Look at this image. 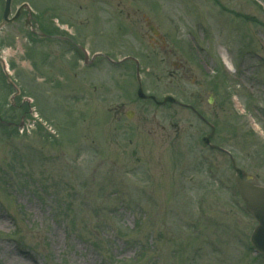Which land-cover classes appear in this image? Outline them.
<instances>
[{
  "label": "rangeland",
  "instance_id": "1",
  "mask_svg": "<svg viewBox=\"0 0 264 264\" xmlns=\"http://www.w3.org/2000/svg\"><path fill=\"white\" fill-rule=\"evenodd\" d=\"M22 1L104 56L84 66L23 21L1 33L21 93L12 106L0 65V264L5 247L25 264H264L229 158L201 143L207 123L139 99L135 66L114 65L138 57L145 93L192 105L264 185V0Z\"/></svg>",
  "mask_w": 264,
  "mask_h": 264
},
{
  "label": "water",
  "instance_id": "2",
  "mask_svg": "<svg viewBox=\"0 0 264 264\" xmlns=\"http://www.w3.org/2000/svg\"><path fill=\"white\" fill-rule=\"evenodd\" d=\"M11 2L12 0H7L6 2L7 7L3 16L4 23L10 22L7 20V18L10 13ZM151 30L153 32L156 31L155 28L153 27L151 28ZM138 94L140 97H145L141 85ZM153 98L155 99V97ZM166 102L176 103L177 100L171 96H167L165 100L160 104H165ZM214 131L215 128L213 127L212 133H210L209 135L203 138V142L205 144L211 143V138L214 135ZM232 160H233V167L237 172L236 182L240 190V194L246 203V207L248 211L258 221V225L256 226L252 235V243L256 247L257 252L262 253L264 255V186L255 185L249 182L248 180L252 179L251 176H248L246 180L245 179L246 173L236 166L234 159Z\"/></svg>",
  "mask_w": 264,
  "mask_h": 264
},
{
  "label": "flooded vegetation",
  "instance_id": "3",
  "mask_svg": "<svg viewBox=\"0 0 264 264\" xmlns=\"http://www.w3.org/2000/svg\"><path fill=\"white\" fill-rule=\"evenodd\" d=\"M20 21H23L25 27H27L31 33H33L34 35H37L41 39H48L49 38L50 40L55 41V42L56 41L57 42H61V41L65 42L66 43L65 45L67 46V48H69L73 54H77V56H79L80 54H83V50H88L86 43L82 42L83 39H81V41L78 40V38H76L77 36L74 32L69 33L72 35H67V34H62L60 32H57L51 28H49V29L46 28L43 30L36 29L39 25H38L37 20L35 19V15L33 13H30V12L23 10L21 12V15H20L17 23H20ZM26 22H28V24ZM30 25L33 26L35 29L33 30L30 27ZM148 37L152 41V47L153 48H155V47L160 48V49L166 48L165 43H163L164 38L162 36L157 37V36H153L150 34ZM94 53H98V51H96ZM131 61L135 63V61H133V60H131ZM126 63L127 62H124V64H126ZM126 112H127L126 110H124L123 108H120L119 114L122 117L123 115H126Z\"/></svg>",
  "mask_w": 264,
  "mask_h": 264
},
{
  "label": "bare ground",
  "instance_id": "4",
  "mask_svg": "<svg viewBox=\"0 0 264 264\" xmlns=\"http://www.w3.org/2000/svg\"><path fill=\"white\" fill-rule=\"evenodd\" d=\"M16 7V5L14 6V8ZM37 25V24H36ZM38 26V25H37ZM30 27L32 29H35L33 26L30 25ZM6 28V27H5ZM4 28V29H5ZM42 27L38 26L36 29H41ZM223 58H224V61L227 65H231L230 61H229V58L223 54ZM232 66V65H231ZM2 224L3 226L5 225V223L2 221ZM3 255L4 257L7 259V264H25L24 262H22V259L21 258H18L17 255H15L13 252H11V249L8 248V247H5L3 249Z\"/></svg>",
  "mask_w": 264,
  "mask_h": 264
}]
</instances>
